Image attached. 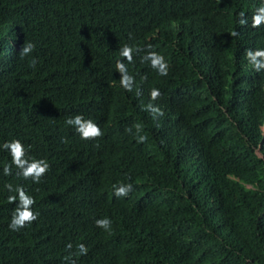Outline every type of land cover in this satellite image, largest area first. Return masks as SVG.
I'll use <instances>...</instances> for the list:
<instances>
[{
	"label": "trees",
	"instance_id": "16d2710c",
	"mask_svg": "<svg viewBox=\"0 0 264 264\" xmlns=\"http://www.w3.org/2000/svg\"><path fill=\"white\" fill-rule=\"evenodd\" d=\"M257 3L0 0V143L18 138L49 163L39 183L0 174V264H67L78 242L88 252L76 264H264V71L244 58L264 47V24L235 23ZM25 40L35 47L21 58ZM124 43L140 49L125 61L139 95L119 85ZM149 50L169 76L141 59ZM151 87L163 111L153 135ZM78 113L102 134L80 139L64 122ZM9 160L0 149V173ZM128 178L132 191L116 197ZM5 182L35 197L39 215L18 231ZM103 216L110 231L94 223Z\"/></svg>",
	"mask_w": 264,
	"mask_h": 264
},
{
	"label": "clouds",
	"instance_id": "9594fccd",
	"mask_svg": "<svg viewBox=\"0 0 264 264\" xmlns=\"http://www.w3.org/2000/svg\"><path fill=\"white\" fill-rule=\"evenodd\" d=\"M235 23L242 27H249L251 29H259V26L264 24V0H258V3L251 11L250 14H246L244 10H240L236 13ZM237 31L231 33L232 36L237 35ZM35 45L30 40H25L21 45L18 55L23 58L28 56ZM151 49L152 46L149 44L146 46ZM118 56L123 59H116L115 70L118 71L121 76L119 78V85L125 90L132 91L134 85V76L130 74L128 64L125 62H132L134 52H139L140 49L134 44L124 43L117 49ZM244 58L252 68L260 73L264 71V47L245 48ZM142 60L147 61L148 65L155 70L160 76H166L168 74V62L164 56L155 50L146 51L141 57ZM37 63L35 57H31L29 60V66L34 67ZM150 102L143 107L153 115V119L163 115L162 109L152 103L158 96L161 95L160 89L151 87L149 89ZM139 95V92H137ZM65 124L73 127L79 138L82 140L98 137L102 134L101 128L96 121L91 118H85L83 114L69 115L65 117ZM137 131L139 132V125H136ZM147 137L143 134L137 136L138 142H143ZM264 139V137H263ZM0 149L6 150L10 156V160L4 162L2 165V175L9 176L15 174L18 177H22L24 180H30L33 183H39L44 173L49 169V163L43 157L36 158L27 154V146L22 143L18 138H12L5 140L0 143ZM2 188L7 191L8 195L6 199L9 202L16 201V205L13 208L8 228L10 230L18 231L23 228L26 223H31L37 218L39 213L34 211L33 205L35 204V197L26 191L23 183L13 184L11 182H5ZM113 194L116 197H126L133 189V183L128 178L127 182L113 183ZM95 225L105 231L111 229V219L107 216L96 218L94 221ZM66 249L71 250L73 245L71 242L65 245ZM76 251L73 253L68 251L63 256V260L67 264H76V260L73 258L86 255L88 248L83 242H78L75 245Z\"/></svg>",
	"mask_w": 264,
	"mask_h": 264
},
{
	"label": "bare ground",
	"instance_id": "6f19581e",
	"mask_svg": "<svg viewBox=\"0 0 264 264\" xmlns=\"http://www.w3.org/2000/svg\"><path fill=\"white\" fill-rule=\"evenodd\" d=\"M174 25L175 26H177L178 25V22L176 21V22H174ZM240 29H243L244 27H239ZM160 30H158V32H159ZM230 53V52H229ZM210 54H211V52H210ZM211 56V55H210ZM215 56V55H214ZM212 59H213V57H212ZM168 60L169 61H171L170 60V58L168 57ZM233 63V62H232ZM236 64H238V63H236ZM172 71H173V68H172V65L170 64V66H169V68H168V74L166 75V76H160V75H158V76H160V77H167V76H169L171 73H172ZM134 78H135V75H134ZM135 87V88H134ZM133 90H134V92H138V91H142V89H141V87H140V85L137 87L136 86V80L134 79V85H133ZM147 93H149V90L147 91ZM139 100V99H138ZM182 106V103L180 104V105H175V109H177L178 107H181ZM236 108H237V106H236ZM142 109H144V108H142ZM172 108H170V110H171ZM137 112V111H136ZM146 113H148V112H146ZM176 113V112H175ZM148 116V120L150 121V123H151V128H149L148 129V131L149 132H151L152 133V135H153V133H155V130H157V131H159L161 128H158V126L159 125H161V126H163V123L161 122V121H158L157 119H153V118H151V115H147ZM116 118V117H115ZM134 122V121H133ZM242 125V124H241ZM152 135H150V136H152ZM148 137V136H147ZM195 147V146H194ZM135 173V172H134ZM198 174V173H197ZM205 174V173H204ZM134 244V243H133ZM118 245H120V244H118Z\"/></svg>",
	"mask_w": 264,
	"mask_h": 264
}]
</instances>
